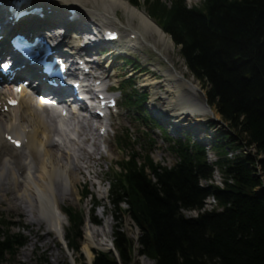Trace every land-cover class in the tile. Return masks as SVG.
<instances>
[{
  "label": "trees",
  "instance_id": "trees-1",
  "mask_svg": "<svg viewBox=\"0 0 264 264\" xmlns=\"http://www.w3.org/2000/svg\"><path fill=\"white\" fill-rule=\"evenodd\" d=\"M207 3L209 18L178 8L152 11L164 17L166 31L206 87L209 104L232 131L215 147L223 156L218 166L224 188L199 187V179H211L212 169L199 148L191 155L178 147L179 163L171 169L151 161L124 164L119 179L112 182L111 201L115 206L127 204V214L141 232L140 254L155 264H264V194L255 193L261 185L256 165L264 176V157L257 158L264 154V0ZM244 141L247 149L254 146V157H224L222 145L234 144L235 149ZM209 195L216 199L219 213L184 218L181 209L200 210ZM71 221L68 244L81 237L82 217ZM6 226L0 222V263L25 240L20 234L6 235ZM114 236L115 249L126 264L130 242L124 234ZM93 264L117 263L98 254Z\"/></svg>",
  "mask_w": 264,
  "mask_h": 264
},
{
  "label": "rangeland",
  "instance_id": "rangeland-1",
  "mask_svg": "<svg viewBox=\"0 0 264 264\" xmlns=\"http://www.w3.org/2000/svg\"><path fill=\"white\" fill-rule=\"evenodd\" d=\"M199 2H201V0H190L189 4L195 5L199 4ZM110 12L117 13L120 20L131 24L132 20L124 8H121L120 6L117 7L116 4L114 5V9ZM95 16L100 18L105 23H108L104 18L97 15ZM134 23L136 27H138L137 20H134ZM150 38L151 36H146L147 40H150ZM180 47L179 45L176 46L174 43H172V46L166 50L167 55L165 53L164 54L178 71L183 72L186 80L192 81V83L198 88V91L195 92L193 98L199 102L205 103L206 101L203 96V84L195 80L194 74L191 73L192 71L185 64V61L180 54ZM160 48L163 50L162 47ZM213 110L215 111V109ZM204 121V119H201L200 122L195 124V122L190 119V122H193V125L191 126L195 128V132H191V136L194 139L199 140L202 144L208 143L207 146L216 147L218 142H220V138H222V134H220V131H217L216 129L220 128L219 130H224V133L226 129L221 125H217V127L214 129V124H209V122H211L210 120L208 124H206ZM126 123L129 124L128 121H126ZM185 124L188 125L189 121ZM187 129L188 128L184 127L183 129H179V132H181V130H183V133L188 132ZM228 131L232 133V131ZM235 141L236 140L233 142ZM243 144L244 145L240 144L241 146L239 145L240 147L235 149L231 148L234 146V144H232L230 147H228V145H222L225 153L224 157L228 160L244 158L245 156L254 157V146H249L248 150H246L247 148L245 146V141ZM110 149L114 153V160H120L122 158V154H118L114 149L113 141L110 143ZM206 154V164L212 169L211 179H199L198 185L201 188H211V186H213V188L222 190L224 188L225 179L218 165L223 156L214 149L213 151L207 150ZM263 157L264 154L257 156L258 160H261ZM153 158L157 161H161L163 166L169 167L174 163V160L171 159L163 151V149H160L154 153ZM100 166V169L97 167L96 170L101 172V177L95 178L90 175H79V184L77 186L78 192L76 194L73 192L72 195L70 192H68V200L60 203L61 211L62 213L64 212L63 215L66 219L65 223L63 224L62 237H58V235L52 231L49 232L50 229L45 223L40 227V231L37 234L34 231V228L36 227H33L30 224V221H38V215L31 219L28 216L21 214L20 210H17L12 204H9L8 199H5V201L0 200V217H3L4 220H7L13 224V226L7 227L8 229L6 235L13 236L15 234H21L25 237L23 245L16 249L13 255L6 254L5 260H3L0 264H88L86 256L82 250L85 235L84 226L86 223H89L92 229H96L98 231L100 230V236L96 237L95 247L92 248L93 257L91 264H93V260L98 254H104L108 256V258H114L117 264H124L119 252L113 247L115 233L124 234L126 240L130 242L131 256L126 264H150L149 262H142V257H145L152 264H155L153 260L147 258L143 254H140L142 249L138 244V240L141 236V232L127 214V204L119 203L117 206H115L113 205L111 198L108 197V180L113 175V172H115L114 169L113 171L109 170V172L106 171V169H109L110 165L100 164ZM256 170L258 171L257 175L261 180V185L255 190V193L257 195H262L264 194V176L261 173V168L259 166L257 167V165ZM87 192L88 195H92V199L91 197H87L85 199L83 198V194ZM93 198L96 200L94 205H92V200H94ZM202 205L203 207L200 210L181 209L180 212L183 214L185 219H192L197 218L201 213H219L221 211L216 199L211 195L205 198ZM76 213H80L84 217V220L82 219L81 225V237L68 244L67 240L65 242L63 238H65L72 226L71 224L74 220L71 221V219L80 218V216H78ZM90 220H92V222ZM102 228H105V231L102 232ZM48 232L49 234L47 235ZM105 238H107L109 241H107Z\"/></svg>",
  "mask_w": 264,
  "mask_h": 264
},
{
  "label": "bare ground",
  "instance_id": "bare-ground-1",
  "mask_svg": "<svg viewBox=\"0 0 264 264\" xmlns=\"http://www.w3.org/2000/svg\"><path fill=\"white\" fill-rule=\"evenodd\" d=\"M33 1L40 3L44 0ZM65 3L70 6L79 5L80 9L85 12L87 16L91 15L83 10L86 9L87 4H90L93 7L94 12L99 13L102 9L109 12V8L112 3L122 6L131 14V17L135 19V16L138 17L142 33L145 35H151L150 33L155 35L159 41L158 44H162L161 46H163V49L165 50L172 46L170 39L164 35L142 12L139 13L136 9L130 7L126 0H55L53 5H57L61 12H65L64 9L60 7V4ZM42 6L46 7L44 4ZM50 7L52 6L50 5ZM81 14L83 15V13ZM164 53L167 54V51ZM162 71L166 72L163 76L164 78L159 81L158 84L155 82H146L141 86L148 87L151 93L155 91V93L152 94V97L157 95L165 101L166 107L164 113L173 117V120L177 121V123H181L182 126L186 125V118L192 119L195 124H197V122H200L203 117L204 120H208L207 117L211 116V114L215 115V112L208 108L205 103L199 102L193 98L195 92L198 91V88L196 89V87L191 83L186 82L182 74L179 73V75L177 71L175 72L170 69L161 68L158 70L159 73ZM160 82L164 83L163 85L161 84V86L165 88L163 92L157 91V87H159ZM3 99V95L0 94V102H3ZM25 103L27 105L30 104L28 100H26ZM12 110L13 109H11L8 114L3 115L4 117L11 116V126H13V123L17 121L16 112ZM46 114L47 118L52 119L49 112H46ZM25 119H27V122L24 123V125L30 129V140L33 143H37V145L32 146L30 149V158L34 165L39 164L37 167L38 170L32 174L30 169L24 166L21 175H19L22 181V187L18 188V182L16 181L17 179L14 176V173L6 172L8 169L6 162L0 158V192H3L5 195H10V193H12L11 195H15L13 197L10 196L8 201L9 204H12L17 210H20L21 214L28 216L31 219L38 215V221H30V224L33 227H36L34 228V231L37 234L40 231V227L45 223L50 229L49 232L52 231L57 234L58 237H62L63 224L66 219L63 215L64 213L61 211L60 203L68 200V192H70L71 195L73 192L75 194L78 192V176L82 173V170H89L91 167L89 165L85 167L80 166L78 164V158L72 159L68 153H60L62 154L61 160L57 158L52 154V149L46 146L51 142V129L48 126H45L41 117L33 112L28 111L24 113L22 120L24 121ZM188 121L189 124H193L190 120ZM206 124H208V122ZM216 124L213 127L214 129L217 127ZM219 129L220 128L216 130L224 131ZM47 132H49V134ZM226 132L228 131L226 130ZM67 144V147L76 146L82 150L79 141H70V143L67 142ZM25 147L28 148V146ZM63 161H65V164L71 162L73 164V170H68L63 164ZM17 162L18 170H21L20 162L22 161L18 160ZM84 229L85 235L82 250L86 256L87 263L91 264L93 257L92 248L95 247L96 237L100 236V230L98 231L96 229H92L89 223L85 224ZM103 231H105V228H102V232ZM63 239L65 241V238ZM105 239L109 241L107 238ZM141 260L142 262H149L152 264L145 257H142Z\"/></svg>",
  "mask_w": 264,
  "mask_h": 264
},
{
  "label": "snow or ice",
  "instance_id": "snow-or-ice-1",
  "mask_svg": "<svg viewBox=\"0 0 264 264\" xmlns=\"http://www.w3.org/2000/svg\"><path fill=\"white\" fill-rule=\"evenodd\" d=\"M17 91H19V89H17ZM9 103H15V101H9ZM9 139H11L10 137H9Z\"/></svg>",
  "mask_w": 264,
  "mask_h": 264
}]
</instances>
